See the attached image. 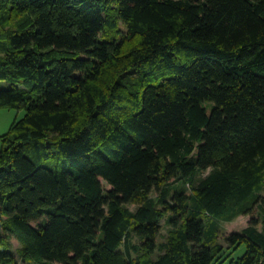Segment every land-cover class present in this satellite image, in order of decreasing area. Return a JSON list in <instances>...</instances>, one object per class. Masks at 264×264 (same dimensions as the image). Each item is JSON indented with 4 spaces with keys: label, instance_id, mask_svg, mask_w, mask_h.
<instances>
[{
    "label": "trees",
    "instance_id": "16d2710c",
    "mask_svg": "<svg viewBox=\"0 0 264 264\" xmlns=\"http://www.w3.org/2000/svg\"><path fill=\"white\" fill-rule=\"evenodd\" d=\"M0 80V264H264V0H0Z\"/></svg>",
    "mask_w": 264,
    "mask_h": 264
},
{
    "label": "rangeland",
    "instance_id": "374dc122",
    "mask_svg": "<svg viewBox=\"0 0 264 264\" xmlns=\"http://www.w3.org/2000/svg\"><path fill=\"white\" fill-rule=\"evenodd\" d=\"M1 86H10V81L8 80H0ZM25 113L24 109H15V108H0V149L3 146L2 136L6 134L12 125V123L16 120L21 118ZM131 208L134 209L135 206L131 205ZM251 219V216L249 215H241L235 220L231 222L222 221L221 222V237L220 240L222 243H224L225 248H227V245L225 243V238L230 235L233 232H239L242 231L243 228H245L249 221ZM169 235V226L163 222V229L160 236V241H164L166 237ZM18 242L16 240H13V250H17L18 248ZM245 251V247H242L239 251H237L235 257L241 256ZM226 255V252H225ZM12 264V263H10Z\"/></svg>",
    "mask_w": 264,
    "mask_h": 264
}]
</instances>
